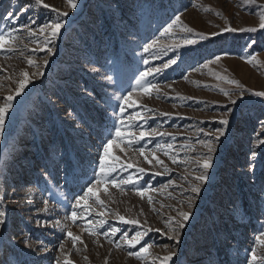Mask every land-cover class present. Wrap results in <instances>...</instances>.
I'll return each mask as SVG.
<instances>
[{"label": "rangeland", "instance_id": "obj_1", "mask_svg": "<svg viewBox=\"0 0 264 264\" xmlns=\"http://www.w3.org/2000/svg\"><path fill=\"white\" fill-rule=\"evenodd\" d=\"M44 3L51 7L35 0H0V31L14 27L18 36L16 51H0V105L14 96L0 136V211L7 213L0 228V264H56L57 259L61 264H160L158 257L169 251L177 254L169 264H251V250L260 251L256 237L264 232V146L257 143L264 139V98L247 90L264 91V29L259 28L264 0H77L75 9L67 0ZM52 8L68 15L62 17L66 23L54 54H48L52 45L41 50L45 40L39 28L56 19ZM6 9L19 20L8 19ZM177 15L209 39L190 37L179 24L165 33ZM228 26L257 31H221ZM214 32L221 34L211 36ZM187 38L197 43L187 45ZM148 44L153 48L145 52ZM216 56L221 59L215 61ZM173 59L177 62L170 64ZM156 68L160 71L147 77L156 88L145 95L135 82L140 73ZM24 71L30 83L16 95ZM217 75L238 80L242 98L240 89ZM221 88L232 93L236 105ZM128 92L136 105L126 115L138 113L139 127L132 131L137 137L141 131L148 134L131 144L117 140L110 153L124 165L113 175H131L136 184L99 185L93 191L104 204L91 197L77 206L72 223L66 217L95 180L99 147L114 132L116 97ZM221 119L229 124L220 125ZM221 127L223 134L216 133ZM206 133L219 135V141L208 180L188 208L189 189L203 171L196 162L207 153L200 141L212 138ZM144 187L151 203L137 195ZM180 209L192 216L177 245L165 222ZM117 212L138 223L121 222ZM101 219L107 223L94 228L97 236L90 235L87 222L96 225ZM65 225L80 241L67 236ZM112 228L120 231L102 235ZM146 229L151 230L134 248L123 245V233L132 239ZM118 243L123 246L117 248ZM142 247L148 251L141 252Z\"/></svg>", "mask_w": 264, "mask_h": 264}, {"label": "snow or ice", "instance_id": "obj_2", "mask_svg": "<svg viewBox=\"0 0 264 264\" xmlns=\"http://www.w3.org/2000/svg\"><path fill=\"white\" fill-rule=\"evenodd\" d=\"M250 2H255V0H250ZM68 5L75 9L77 7V0H67ZM35 4L37 5H42L44 8H49L51 7L48 4L44 3V0H35ZM29 9L28 7H24L23 11L27 12ZM7 14L8 19H12L14 21H18L19 17L14 15V11H8L7 9L5 10ZM52 11L56 13V19L53 20L50 23L44 24L42 27L39 28V33L41 35H44V40L45 43L41 46V50L43 48L47 47V45H52V47H47V53L48 54H54V46L56 41L58 40L61 29L64 27V24L66 23L65 20L62 19V17H65L68 15L67 12L61 13L58 9L52 8ZM219 15V13H217ZM261 23L259 24L260 29H264V12L261 13L260 16ZM31 23H35L34 20L31 21ZM179 24L182 28V30L188 34L190 37L191 36H196L198 37L199 40L205 41L209 39V34H205L203 32H195V30L188 25L184 24L181 20V16L177 15L175 18L172 20V23L168 25L167 28H165L164 32L168 33L174 25ZM25 30L28 31L29 35L32 37L36 36V31L31 29L29 25L25 24L23 26ZM222 32H256L257 28L256 27H242V28H235V27H225L221 30ZM220 32H214L211 33V36H218L220 35ZM18 40L17 36V30L13 27L11 29L5 30V31H0V51H4L7 53H12L16 51L15 47L13 46L16 41ZM155 42H153L154 44ZM197 43V39H192V38H187L185 39V44L187 45H193ZM153 44H148L145 45L144 51L148 52L153 48ZM221 59L220 56L215 57V61H219ZM254 59V58H253ZM28 64L29 65H34V61L29 58L28 59ZM177 61L175 59L170 61V64H175ZM251 63V59L249 60ZM47 64V61L44 62ZM145 64H148V60H144ZM211 63V62H210ZM170 64H165L164 67L167 68L170 66ZM37 68L39 66L37 65ZM95 71V69H93ZM160 69H148L145 72L140 73L139 78L136 80V86L137 88L144 93L145 95H148L151 93L153 89L156 88V85H154L151 80L147 79V77L153 75L154 72H159ZM42 75V73H40ZM22 79L18 81L19 87L15 90L16 95H19L20 92L23 91V89L30 83L29 79V73L27 71H24L21 73ZM217 79L226 81L229 84L235 85L238 89L241 91L238 93V96L242 98L244 94V86L235 79H229L227 76H222V75H217ZM225 96L229 98V101L232 105L237 104V100L232 99V93L221 88L220 89ZM135 91V89H134ZM251 93L252 96L259 97V98H264V91H251L248 89ZM133 92H128L127 95L119 96L116 97L117 100L120 101L119 105L116 106L118 110L114 111L113 115L116 117V123L114 124V132H109L108 138L106 140H102L101 145L99 147V157H98V172L96 173V178L94 181L91 182L89 185L87 191L84 192L83 195L79 196L75 204L72 207V211L67 219L71 220L72 223H75L77 220V206L82 205H87L88 200L91 197H95L94 203H97L99 205H103L104 201L101 200L100 196L97 195L93 190L97 189L99 185H106L110 184L114 187H120L121 185H133L135 186L136 181L134 180L133 176H128L127 178L120 177L119 179L113 175L119 170L124 169V165L120 163V157L116 155H112L110 153V149L113 147L114 143L119 140L121 143H124L125 141L128 142V144H131L133 142H138V140H143L144 137L148 134L146 132L141 131L139 133V136L137 137L136 134L132 131L134 127H139L138 124L135 123V118L138 116V113L133 111L132 113L126 115V112L128 109H134V106L136 105V101L132 99ZM14 100L13 95H9L6 98V101L3 105H0V136H2L4 127H5V121L8 116V113L10 109L12 108V101ZM226 107V106H225ZM151 111V109H149ZM229 112L232 111V109H228ZM220 125L227 126L229 124L228 119H221L218 122ZM216 133L223 134L224 128H216L215 129ZM153 133H155V130H153ZM160 135H164V133H160ZM206 135L211 136V139L207 140H202L200 143L207 149V153L203 155L202 160H198L197 166L198 168L203 169L200 175H197L195 177V180L198 181L199 183H195L191 186L189 191L191 192V196L187 200V206L188 208L194 207L193 201L197 199L201 193V184L206 182L208 180V170L212 168L213 166V153L216 151V143L219 141V135H212V133H206ZM259 135V133L257 134ZM258 145L259 146H264V139L258 140ZM157 147H161L158 145ZM167 147H172L171 145H168ZM139 152L141 155L144 154V148L141 147L139 149ZM261 156L264 157V151L261 152ZM257 158V152L253 151L251 153V159L254 161ZM147 159V157H145ZM176 160L173 159V163H175ZM151 163V161H149ZM157 163L163 164V161L159 160L157 158ZM119 166V167H118ZM128 168L133 167L132 164L127 165ZM139 172L144 173L145 169L140 168ZM104 191L107 192V187L104 188ZM149 188L144 187L141 189H137V195L144 197L148 196V201L151 203L152 197L148 195ZM4 199L3 196H0V201ZM45 205H47V201H45ZM47 211V208L45 207L44 209ZM83 211V209H81ZM100 216L106 215V213H99ZM117 218L126 224H137V220H128L124 216L120 215L118 212L116 213ZM192 212L191 211H184L183 209L177 210V216L175 217H170L165 223L168 225L169 228H171L172 231V236L170 237L171 239L175 240L177 245L179 244V238L180 234L183 232L186 222L191 218ZM6 218H7V213L5 211H0V228H3L6 224ZM88 228L86 231L92 235V236H97L98 232L95 229H99L103 227L107 221L105 219L99 220L98 224L93 225L92 221H88ZM57 224H59V221H57ZM66 231L67 236L71 238L73 242L80 241V237L77 235H73L70 229L68 228L67 225L64 226V229ZM151 229H146L144 233L137 232L136 236L132 239L128 237V234L125 232L123 233V245H126L130 248H134L137 243L140 242L141 238L143 235L147 234V231ZM120 229L118 228H112L111 232H104L102 235L105 237H114L117 232H119ZM257 243L260 245V251L259 254H257V250L253 248L251 250V264H264V232H262L260 235L256 237ZM108 242L110 244L114 243V241L109 238ZM26 245L28 247H31L30 244L25 241ZM43 244V241L40 242ZM82 243V241H81ZM122 244H116V247L119 248L123 246ZM86 247V245H85ZM167 247V246H165ZM46 250V249H45ZM60 250L61 252L64 251V244L60 245ZM148 249L142 247L141 252H147ZM130 256H139L140 253H133L129 252ZM177 254L175 251H169L167 255L163 257H158L160 260V264H169L170 261H173V257H175ZM56 264H61L60 259H57ZM64 264H72L71 260H65Z\"/></svg>", "mask_w": 264, "mask_h": 264}]
</instances>
